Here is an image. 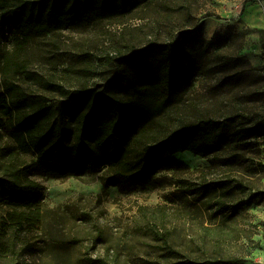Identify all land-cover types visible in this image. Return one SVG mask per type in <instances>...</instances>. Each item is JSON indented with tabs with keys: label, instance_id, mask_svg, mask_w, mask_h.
<instances>
[{
	"label": "rangeland",
	"instance_id": "obj_1",
	"mask_svg": "<svg viewBox=\"0 0 264 264\" xmlns=\"http://www.w3.org/2000/svg\"><path fill=\"white\" fill-rule=\"evenodd\" d=\"M6 30L12 37L0 44V92L10 91L21 116L22 123L17 124L35 127L48 143L58 139L74 143L83 136L82 129L90 130L100 93L134 95L125 79L143 76L142 63L130 61L136 50L153 42L165 46L180 40L190 57L183 72L172 76L185 79L172 82L174 100L157 119V134L201 117L224 118L242 108L252 111L257 124L238 125L239 151L230 158L237 160L240 154L263 164L257 173L245 163L236 171L239 179L256 186L250 192L236 188L235 202L253 219L258 233L252 253L237 264H264V139L255 137L264 128V0H155L121 16L50 30L34 35L20 57L27 70L7 76L2 59L14 48L17 30L9 26ZM161 50L153 52L152 63H164L166 49ZM15 128L10 121L0 127V179L13 178L9 164L28 166V176L42 186L46 214L43 225L21 235L16 264L173 262L176 259H167L159 241L136 227L138 206L167 199L182 204L179 188L191 191L229 168L222 159L217 172L205 176L196 169L208 167L213 156L186 150L184 155L183 151L175 155L185 165L162 160L152 173L136 179L117 177L114 185L104 183L109 174L106 167L50 175L39 168L34 151L17 147L12 137ZM154 134L146 141L153 140ZM227 137L232 139V134ZM217 152L226 156L229 151L219 148ZM200 187L197 201L204 199L207 188ZM18 196L0 198V216L14 208Z\"/></svg>",
	"mask_w": 264,
	"mask_h": 264
},
{
	"label": "trees",
	"instance_id": "obj_2",
	"mask_svg": "<svg viewBox=\"0 0 264 264\" xmlns=\"http://www.w3.org/2000/svg\"><path fill=\"white\" fill-rule=\"evenodd\" d=\"M154 1L0 0V44L11 40L7 26L17 30L14 48L3 55L2 72L7 76L27 70L20 57L34 35L74 24L93 23L108 15L121 16ZM156 49H166L164 63L160 65L152 63ZM189 57L180 40L165 46L153 42L136 50L130 61L133 65L142 63L143 76L125 79V85L134 95L124 98L100 93L90 130L82 129L83 136L74 143L64 139L48 143L35 127L18 125L21 116L11 102L9 90L0 92V127L7 121L15 122L12 137L17 147L24 152L34 151L39 168L46 174L64 176L106 167L109 172L104 178L106 185H114L117 177L136 179L152 173L162 160L185 165L175 156L181 151L213 156L208 167L196 169L205 176L217 172L223 159L229 167L226 173L201 183L207 187L204 199L197 201L195 196L201 191V184L192 188V192L179 188L182 204L170 202V199L151 206L141 204L135 223L139 230L161 243L167 259H176L166 263L157 260L154 264H237L252 253L258 230L250 215L240 211L235 202L236 188L243 187L244 192H250L256 186L252 181L239 179L236 171L245 163L257 173L263 164L252 157L241 158L240 154L237 160L230 157L239 151L240 143L235 142L239 135L237 127L241 128L238 125L257 124V119L252 111L242 108L224 118L201 117L164 135L157 134V119L174 100L172 82L185 79V76L172 75L183 72ZM114 81L123 83L119 78ZM154 132L153 140L146 141ZM229 132L232 139L227 137ZM255 137L264 139V128H259ZM219 148L229 151L228 154L221 156L217 152ZM7 169L13 178L0 179V198L7 200L14 194L19 196L14 208L0 216V263L16 264L14 256H18L21 235L43 225L46 214L42 209V186L28 176V166L21 168L9 164ZM27 245L30 248V244Z\"/></svg>",
	"mask_w": 264,
	"mask_h": 264
},
{
	"label": "bare ground",
	"instance_id": "obj_3",
	"mask_svg": "<svg viewBox=\"0 0 264 264\" xmlns=\"http://www.w3.org/2000/svg\"><path fill=\"white\" fill-rule=\"evenodd\" d=\"M181 153L184 155V154H186V153H187V151H183V152H181ZM183 155H182V156H183Z\"/></svg>",
	"mask_w": 264,
	"mask_h": 264
},
{
	"label": "crops",
	"instance_id": "obj_4",
	"mask_svg": "<svg viewBox=\"0 0 264 264\" xmlns=\"http://www.w3.org/2000/svg\"><path fill=\"white\" fill-rule=\"evenodd\" d=\"M178 153V152H177ZM177 153L175 154V155H177ZM177 158H178V156H177ZM179 159V158H178Z\"/></svg>",
	"mask_w": 264,
	"mask_h": 264
},
{
	"label": "water",
	"instance_id": "obj_5",
	"mask_svg": "<svg viewBox=\"0 0 264 264\" xmlns=\"http://www.w3.org/2000/svg\"><path fill=\"white\" fill-rule=\"evenodd\" d=\"M187 32H189V31H187Z\"/></svg>",
	"mask_w": 264,
	"mask_h": 264
}]
</instances>
